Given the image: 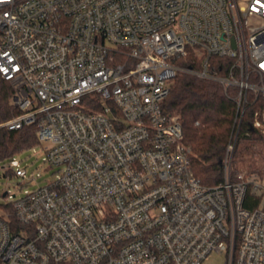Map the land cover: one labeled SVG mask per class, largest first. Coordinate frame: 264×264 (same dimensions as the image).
<instances>
[{"label": "built area", "instance_id": "1", "mask_svg": "<svg viewBox=\"0 0 264 264\" xmlns=\"http://www.w3.org/2000/svg\"><path fill=\"white\" fill-rule=\"evenodd\" d=\"M0 38L19 111L1 127L36 125L57 168L4 194L0 264H264V176H232L249 93L264 135V0H0ZM191 48L224 60L183 67ZM180 72L239 89L216 185L163 108ZM7 170L29 178L15 157Z\"/></svg>", "mask_w": 264, "mask_h": 264}, {"label": "trees", "instance_id": "2", "mask_svg": "<svg viewBox=\"0 0 264 264\" xmlns=\"http://www.w3.org/2000/svg\"><path fill=\"white\" fill-rule=\"evenodd\" d=\"M1 40V38H0ZM197 48H191L185 57L177 60L183 67L201 70L205 61H215ZM220 62H223V60ZM239 89H226L222 84L180 72L174 79L163 108L166 113L178 116L184 129V142L192 150V169L196 178L204 185L212 186L224 179L223 161L230 141L237 114L235 97ZM14 90L9 81L0 75V162L11 160L20 152L40 145L37 126L30 125L19 130H9L2 124L19 114L13 104ZM249 106L245 111L238 141L233 155L232 176L241 173L239 164L245 158L260 157L264 161V135L252 130L253 114L263 101L248 94ZM263 150V152H262ZM250 164H252L251 158ZM249 175L258 173L264 176V163L253 168ZM250 197V196H248ZM245 203L246 207L257 206ZM66 264V263H52Z\"/></svg>", "mask_w": 264, "mask_h": 264}, {"label": "rangeland", "instance_id": "3", "mask_svg": "<svg viewBox=\"0 0 264 264\" xmlns=\"http://www.w3.org/2000/svg\"><path fill=\"white\" fill-rule=\"evenodd\" d=\"M48 147L47 143L35 146L34 148L26 149L14 157L20 160L23 168L27 170L28 179L17 177L12 171H8L9 161L0 162V215L5 213V207L9 202V197L4 194L9 192L10 196L15 195L20 197L26 191H32L39 186L46 185L49 181L54 180L57 168H51L45 163V148ZM263 152V150H262ZM252 164H250V159ZM245 158V162L239 164L241 172H249L252 168L262 166L264 163L260 157ZM264 186V179L261 181ZM225 255L217 252L209 254L202 262V264H224Z\"/></svg>", "mask_w": 264, "mask_h": 264}]
</instances>
